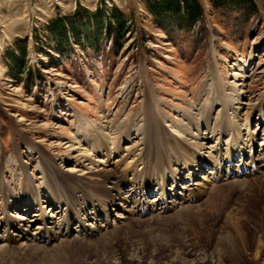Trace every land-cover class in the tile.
Wrapping results in <instances>:
<instances>
[{
  "label": "rangeland",
  "instance_id": "rangeland-1",
  "mask_svg": "<svg viewBox=\"0 0 264 264\" xmlns=\"http://www.w3.org/2000/svg\"><path fill=\"white\" fill-rule=\"evenodd\" d=\"M154 1L0 0V184L5 187L0 190V206L4 199L9 204L17 201L16 210H6L10 216H22L19 211L30 206L22 198L21 166L49 212L45 189L56 202L80 201L79 191L90 192L95 181L86 177L99 175L103 181L110 176L112 183L93 193L99 199H114L119 190L131 186L124 181L119 188L126 173L136 174L146 165H156L157 159L174 156L171 153L181 143L190 159L194 150H201L213 160L216 155L209 156L219 137L206 140L205 128L193 129L198 119L209 128L220 124L215 81L230 104L229 120L241 129L247 119L251 121L247 132L255 135L256 159L244 164V173L235 174V169L229 176L225 166L217 178L209 176V168L200 175L196 169L185 173L165 161L168 168L158 175L167 177L168 190L175 186L171 171L185 173L177 178V186H187L189 175L202 177L195 180L194 203L189 204L187 194L188 202L166 213L114 212L124 217L102 218V223L112 220L108 230L94 237L82 238L78 232L58 236L41 242L40 251L23 247L16 232L5 227L0 233V264L109 263L123 259L130 244L143 248L146 263L165 264L168 250L179 243L208 242L202 226L211 224L215 233L227 218L243 216L244 235L252 246L246 262L259 264L264 259L257 254L264 248V119L259 121V110H264V0H251L254 10L230 1L220 6L196 0L201 16L193 23L184 22L182 3L179 15L164 11L162 19L153 16ZM149 93L152 103L147 102ZM190 132L194 136L187 137ZM32 144L36 152L28 151ZM221 154L225 156L226 147ZM103 155L109 160L102 164L98 161ZM82 156L89 162L75 159ZM85 167L99 172L87 174ZM132 207L124 205L125 211ZM55 217L54 223L62 220L61 214ZM88 224L95 225L96 220ZM72 229L78 231V226ZM211 257L208 264H217Z\"/></svg>",
  "mask_w": 264,
  "mask_h": 264
},
{
  "label": "bare ground",
  "instance_id": "bare-ground-1",
  "mask_svg": "<svg viewBox=\"0 0 264 264\" xmlns=\"http://www.w3.org/2000/svg\"><path fill=\"white\" fill-rule=\"evenodd\" d=\"M217 85L215 87V95H217L218 99V105L222 108L221 112V120L220 124H214L212 128H209V125L207 122L202 121V124H198V121L194 124V129L197 132L200 131L201 128H205L208 132L206 136V140H208L210 137L213 139V137H219L217 141H215L213 145V149H211V155L212 153L216 155L215 158L206 159L202 154H200L199 151L201 150H194V153L192 159H190V155L183 150L182 143L177 145L175 147L174 154L171 153L174 156H170L166 159H157L156 165L150 168V166L146 165L144 167V170L134 173L132 171L126 173L123 176V179L119 183V188L123 189L122 184L125 185V182H128L131 186H126L124 188H127L126 193L125 191L119 190L117 193V197L114 199H110V196L102 197L99 199V195H96L98 193L95 192L96 189H100L103 186L111 184V177L106 176L103 181H100L99 178H97L99 175H96L97 177L94 179V177H86V179L89 180H95L92 182V187L90 192H86V190H80V201H74L73 199L71 201H66L63 203V201H58V199L55 200V197L52 196L48 189L46 190V198H47V208H51L49 212H47V209L42 207L41 197L38 194L39 192H36V189L33 187L32 178L28 174L27 170L24 168V166H21V174L23 176V184H25V192L22 193V198H27V202L30 204V208L27 206L26 210L19 211L22 213V216H10L9 213L6 212V210L9 208L16 210V202L11 201L8 202V200L4 199L3 204L0 206L2 217L0 218V233L2 232V228L7 227L8 229H13V231L16 232L19 241L23 242V247L32 248L35 251H40L38 248L41 242L50 243L55 240L58 236H65L69 237L72 232H78L80 237H94L96 234L101 233L102 231H106L111 226V221H107L109 216H113V219L119 218L123 219L121 215L119 214H112V213H120L121 211L125 214L132 213V215H139L143 214L146 215L148 213L161 211L162 213H166L168 211L174 210V205L183 204L186 203L185 200L187 198H191L189 200L190 203H194V194L192 193L193 188L197 186L195 183L196 179H202L201 176L192 177L191 175L188 176L189 183L187 186H177V184L180 183V181H177V178L180 176V174L185 171L187 173L191 169H196L198 174L206 172V169L209 168V171L212 170V172L209 173V176H212V178H215L216 176L219 177L222 175V169L227 166V174L232 175L234 173L235 169L237 171L235 174L243 173L245 172L246 168V162H254L257 156V147L255 142V135L248 133L250 127V120L247 119L245 124L243 125L245 129H241V127L238 125L237 122H234L233 119L228 118L227 112L230 109V104H228L226 97L223 95V87L218 81ZM242 95L239 94L236 99H233L232 102L239 100V98ZM148 103H152L153 100L151 98V95L149 93V99L147 100ZM264 105V104H263ZM151 108V107H150ZM148 109V107H147ZM150 111V110H149ZM260 116L259 121L261 122L264 119V110L262 107L260 108ZM151 113V112H150ZM155 113V112H154ZM157 114V113H155ZM200 114V111H199ZM198 114V115H199ZM227 116V117H226ZM224 117L225 120H224ZM154 118V117H153ZM194 122V121H193ZM236 123V124H235ZM216 128V129H215ZM187 131H190V128H187ZM235 131V133H234ZM173 134V132H172ZM193 133L190 132L186 134V136H194ZM200 137V135H198ZM244 137H246V141H244ZM91 138V136H90ZM109 138V136H107ZM89 136L87 137L86 141H89ZM98 140V139H97ZM124 140H129V136L126 135ZM160 139H157L156 141L159 142ZM96 144V141H92ZM255 142V143H254ZM226 147V154L225 156H222V148ZM113 147V144L111 145ZM115 148V147H114ZM110 148V151L115 152L116 149ZM264 148V147H263ZM99 150V149H98ZM249 150V151H247ZM28 151L30 152H36V147L32 144L29 145ZM89 151H91L89 149ZM88 151V152H89ZM85 152L86 151H80ZM262 152V151H261ZM261 156V153H259ZM226 157V158H225ZM238 157V158H237ZM84 158L86 160H84ZM78 157L75 158L76 160H84L83 162H89V159L87 157ZM262 158V167L264 169V157ZM104 159L106 161L109 160V158H106L103 155V160H99L98 162L104 163ZM141 161V160H140ZM165 161L170 163V161L177 164V166H181L182 168H179L180 170H183L182 172L177 173L174 171H171V177L170 179L173 180V185L175 184L174 188L167 189V177L162 178L158 175V172H162V169L168 168V163L165 165ZM143 162V161H142ZM154 163V164H155ZM242 163V164H241ZM115 163L110 164L111 166H114ZM146 164V163H145ZM241 164V165H240ZM195 165V166H192ZM95 166V165H93ZM191 167V168H190ZM88 172L87 174L99 172L92 170V167H85ZM239 169V170H238ZM214 172V173H213ZM105 173L109 174V171H105ZM184 173V172H183ZM184 173V174H185ZM213 173V174H212ZM161 174V173H160ZM47 175V174H45ZM242 176V175H240ZM245 176V175H244ZM133 177L132 179H130ZM216 177V178H217ZM144 179V183H140V180ZM187 180V182H188ZM204 180V179H203ZM125 181V182H124ZM186 183V182H185ZM184 185V184H183ZM5 189L4 186L0 184V190ZM100 187V188H98ZM108 188H112L111 186ZM17 188L14 189L13 193L16 195ZM0 194L2 192L0 191ZM13 194V196H14ZM187 194L188 197H187ZM104 193L102 196H105ZM152 196H156V199H152ZM187 197V198H186ZM198 197V194L197 196ZM21 201V200H19ZM196 201V200H195ZM87 202V204H86ZM71 203L73 204V209L70 208ZM130 203V204H129ZM21 203L19 202L18 205ZM132 205L133 210L132 211H125L124 205ZM31 205L33 206L31 208ZM66 207V209H64ZM173 207V208H171ZM26 208V207H25ZM70 209V210H69ZM17 210H19L17 208ZM118 210V212H117ZM212 210V209H211ZM17 212V211H15ZM127 212V213H126ZM65 213V214H64ZM17 214H19L17 212ZM61 214L62 220L60 222L54 223V220L56 219L55 216H59ZM115 215V216H114ZM106 218L105 223L100 222L102 221V218ZM211 216H205L204 219H210ZM244 217V216H243ZM235 218L234 220H230L227 218L225 221H223V224L219 226L215 233L211 231L209 226H202L201 230L202 233L208 232V242L205 244H199V243H189L187 241H183L179 243L175 249H169V256L168 260L165 264H208L210 259H212L211 256L215 259L214 262L217 264H248V258H247V252L249 249H251L249 240L246 238L245 234V228L247 226V223L245 222L244 218ZM60 218V217H58ZM96 220L95 225H90L88 222H92ZM76 224L78 226V231H73L72 225ZM201 224V222H200ZM207 224V223H205ZM38 226V227H37ZM35 228V232L31 233L32 229ZM213 229V228H212ZM56 231V232H55ZM55 232V233H54ZM95 233V234H92ZM63 234V235H62ZM92 234V235H91ZM3 237L0 234V242H2ZM43 243V244H44ZM36 244V245H35ZM126 249V248H124ZM211 251V254L208 255L209 250ZM259 249V248H258ZM263 249L258 250L257 254L259 256H264ZM125 255V256H124ZM123 255V259L116 258L113 261H103L102 264H124V262L128 261V264H156L153 262L146 263L143 259L144 251L143 248H141L139 245L130 244L128 248L125 250V254ZM247 261V262H246ZM149 262V261H148ZM250 262V261H249ZM89 263V262H88ZM159 264V263H157ZM214 264V263H213ZM264 264V259L261 263Z\"/></svg>",
  "mask_w": 264,
  "mask_h": 264
},
{
  "label": "trees",
  "instance_id": "trees-1",
  "mask_svg": "<svg viewBox=\"0 0 264 264\" xmlns=\"http://www.w3.org/2000/svg\"><path fill=\"white\" fill-rule=\"evenodd\" d=\"M213 5L219 2L218 5L226 4V1L234 2L243 5H248L254 10V5L251 0H210ZM182 3L183 7L186 9V18L184 22L193 23L199 16H201V10L199 8V3L196 0H157L154 1L150 6V12L155 15V17H160L162 19V12L171 11L179 15V4ZM58 34L63 32L62 28H57Z\"/></svg>",
  "mask_w": 264,
  "mask_h": 264
}]
</instances>
